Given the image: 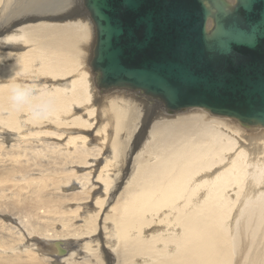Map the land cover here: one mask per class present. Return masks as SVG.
Instances as JSON below:
<instances>
[{
  "label": "bare ground",
  "instance_id": "bare-ground-1",
  "mask_svg": "<svg viewBox=\"0 0 264 264\" xmlns=\"http://www.w3.org/2000/svg\"><path fill=\"white\" fill-rule=\"evenodd\" d=\"M70 5L72 10L64 15ZM78 7L79 15L74 14ZM71 17L74 19L63 21ZM96 37L84 0H0V124L15 132L17 140L28 138L21 134L23 125L44 129L38 134L42 138L63 140L69 136L68 128L77 126L85 132L86 124L95 128L99 116L105 122L100 137L104 146L99 152L98 146L88 147L84 136L71 137L70 143L81 144L71 153L68 144L62 149L49 147L53 153L74 154V164L89 168L82 189L98 175L88 196L93 198L104 187L106 198H97L93 204L96 213L83 217L85 225L79 226L82 234H78L82 237L77 236V229L75 233L72 229L73 234L62 231L60 237L47 239L48 253L63 248L70 251L66 257L55 258L60 264H79L75 261L81 250L87 253L91 246L102 247L110 264L112 260L117 264H264V128L212 119L219 116L210 113L215 117L206 119L204 113H195L205 111L200 108L168 112L141 92L101 89L91 67ZM15 84L34 85L38 96L50 100L52 115L33 122L26 107L13 109L9 91ZM98 103L105 104L103 109ZM184 113L187 115H180ZM162 116L164 121H156ZM12 137L0 134L5 142H11ZM22 144L12 147H26ZM106 152L109 154L104 156ZM124 167L127 173H123ZM73 182L66 184L72 187ZM67 202H63L65 207ZM34 206L33 211L44 208ZM78 210H64L68 228L80 219ZM99 221L103 227L98 226ZM10 229L5 236L15 239L16 233ZM34 239L26 250L43 242ZM78 240H84V245ZM56 242L61 247L57 248Z\"/></svg>",
  "mask_w": 264,
  "mask_h": 264
},
{
  "label": "water",
  "instance_id": "water-1",
  "mask_svg": "<svg viewBox=\"0 0 264 264\" xmlns=\"http://www.w3.org/2000/svg\"><path fill=\"white\" fill-rule=\"evenodd\" d=\"M84 3L97 33L91 67L101 89L264 128V0Z\"/></svg>",
  "mask_w": 264,
  "mask_h": 264
},
{
  "label": "rangeland",
  "instance_id": "rangeland-1",
  "mask_svg": "<svg viewBox=\"0 0 264 264\" xmlns=\"http://www.w3.org/2000/svg\"><path fill=\"white\" fill-rule=\"evenodd\" d=\"M74 4L77 5V2L75 1ZM79 8L80 7H78V9L75 10L76 13H74V14L79 15L81 13ZM71 10L72 9H71V5H70V6H67L64 9V12H62V13H65L64 15H68L67 13ZM72 19H74V18H72V17L70 19L66 18L63 21L67 22V20L71 21ZM83 19L87 21V18L83 17ZM42 21H44V20H42ZM49 21L52 22V20H49ZM57 21L59 22V20H57ZM57 21H53V22H57ZM60 22H62V21H60ZM14 30H12V31H14ZM87 68L89 69L88 64H86V69ZM89 70H88V72H89ZM91 73H92V71H91ZM90 78H91V74H90ZM42 84H44V83H39V85H42ZM119 94L123 95V96L126 95L125 93H119ZM126 97L127 98L130 97V99L133 98V99L143 100L141 98L134 97L133 95L132 96L126 95ZM92 103H94V99H93ZM155 103H158V102H155ZM148 104H150V103H148ZM98 105H99V103H98ZM150 105H152V104H150ZM102 106L104 107L105 104L99 105V108L103 109ZM152 106H153V108H155L154 105H152ZM194 111L197 114L198 113H204L206 115V119L215 117L212 115H211L212 117H210L209 116L210 114L208 112H206V113H208V114H206L205 111L204 112L200 111V110H194ZM194 111H191V113ZM3 113L5 116L7 115V112H3ZM74 113H78V115H81V114H79V112H74ZM97 114H98V112H97ZM192 114H194V113H192ZM180 115L181 116L187 115V113L180 114ZM177 116H179V115L172 116V117H169L167 119H175ZM99 117H98V120L94 124L95 128L88 127L89 125L85 123L87 126H86V128L85 127L84 128L88 132H86V131L84 132L81 127H77V126L74 129L68 128L67 134H69V136L66 138L64 137L65 139L62 138L63 140H56V139L51 140L49 138H42L41 135H38V134H39V132L43 134L44 129H42L40 127L39 128L33 127V126L31 128H29V127H25L23 125L21 128V134L28 137V138H24L23 139L24 142H23V140H21V139L17 140L18 136L16 135L15 132H12V130H10L8 127L0 124V132H2L0 134H3L4 136H7V134L14 135V137H12L13 140H11V142L2 141L1 139H3V138H0V246H1L0 249H2V250L7 249L6 252L8 251L7 253H4L5 251H0V264H33V262H36L37 264H39L38 262H40V264H60L62 261H58L55 258L61 259L62 257H66L69 255L70 251L69 252L67 251V254L64 256H61L59 253L55 252V250H53V252H51L49 254L47 251L49 248L47 249V247L45 246V243H49V242H46L47 239H49L48 241H52L50 239H53L55 237H60L59 235L61 234L62 231H63V233H66V232L68 233V231H69V233H71V234L75 233L76 231H79V233L76 232V234L78 237H82V235H78L82 232V229L79 228V226L85 225V223L82 221V219L84 220L83 217H85V216L86 217L92 216L93 212L97 210V208H95V206L93 205V204H96L97 198H100V200H103L106 198L105 194H104V187H102V189L98 193H96L93 196V198H90V195L88 196V194H89V190L92 188L91 184L94 183L93 181L96 180L98 175H95V176L93 175L92 178L89 179L90 180V186L89 187L87 186L88 188H86V189H82L83 187H81V186H83V184H86L84 179H86L85 178L86 173L90 172L89 168H83L84 167L83 165L81 168L80 167L81 164H79V163L74 164V162H75L74 154L70 155L68 157L67 155L62 154L61 152L56 151V153H53V152H55V150H50L49 147H51V145H53L52 147H55V148L58 147L57 149H62L64 147V145L68 144L69 145L68 146V152H70V151L73 152L74 147L76 145L80 146L81 144L79 141H75L76 144H75V142L70 143L69 141H70L71 137L72 138H75V137L78 138L79 136H84L89 141L88 147L96 148L98 146L96 148V151L98 150V152H99V149L102 146H104V143L103 142L101 143V141H100V139L102 140V138H100V137L104 136V130L102 129V127L105 125V122L103 120L99 119ZM96 118H97V115H96ZM217 118H219V119H217ZM156 119H158V120H156ZM156 119H155L156 121H164L166 119V117L162 116V118H156ZM212 119L225 120V121H228L230 123H234L236 125L235 120L230 119V118L215 117ZM92 122L93 121H91V123ZM106 131L108 134L110 133V130H106ZM82 132H84V133H82ZM144 134L145 133H143V135ZM90 135L92 136V138L88 137ZM109 136H110V134H109ZM20 142H22L23 143L22 145H25L26 147H22V148L12 147V145L19 144ZM41 143H43V144H41ZM105 144L107 145L106 142H105ZM108 154H109V152L108 153L106 152V154L104 156H106ZM92 161H90V163H92ZM101 161H104V160L101 159ZM78 164H79V166H78ZM102 164L104 165V163L103 162L101 163V166H99L100 169L103 167ZM99 172H98V174H99ZM127 172H128L127 167L126 168L124 167L123 173H127ZM130 172H133V168L131 169ZM111 174H113V173H111ZM82 178H84V179H82ZM72 180L76 182L74 186L71 187V185L66 184L69 181L71 182V184L72 183L74 184V182ZM64 184L67 186L66 188L62 187V185H64ZM94 185H96V184H94ZM122 187L120 188L121 190L118 192V195H119V193H121V191L123 189ZM80 190H81V192H80ZM92 193H93V191H92ZM118 195H116V196H118ZM87 197H89L90 200ZM77 199L79 201L75 202V201H77ZM92 199H94L95 201ZM67 201H70L72 203H69ZM63 202H67L68 207H65ZM73 202H75L78 206ZM35 204L37 205V207H38V205H41V207H44L43 209H40L44 213L39 214L38 212L40 210H38V208H37V211L36 210L33 211V208L35 209V206H34ZM82 204H83V206L85 205L84 207L87 209H85L82 206ZM60 205H61V207H60ZM77 208L79 209L77 212L78 213L77 217L79 216L78 218H80V219H78L79 221L74 220L75 222L72 223L73 226L68 228L67 227L68 225L66 224L67 223L66 218H64L65 215L63 214V212L68 211V209L76 210ZM80 210H82L83 212ZM59 211L61 213H59ZM95 213L96 212H94V214ZM47 215H50V216L48 217ZM27 216L30 218H26ZM44 217H46V218H44ZM50 217H52V218H50ZM61 217H62V220L64 222L60 219ZM70 218H72V217H70ZM45 225H46V227H45ZM98 226L103 227L102 222L100 223V221H99ZM15 227H17V228H15ZM58 227H60V228H58ZM10 228H12V229H10ZM7 229H10L11 231L12 230L15 231V232L13 231L14 233H16L15 239L5 236ZM56 229L59 231L56 232L57 231ZM72 229L73 230L77 229V230L76 231L74 230V232H73ZM102 233H103V231H102ZM34 238H40L43 240V242L41 244H39L36 241L38 244L37 247L42 248V249L39 250L38 248H36L34 250L33 249L31 250L29 248V250H31V251L26 250V249H28L29 244H32L31 242L35 243V241H31V239H34ZM54 240H56V239H54ZM77 243H80V245H84L83 243H85V241L84 240H78ZM41 245H42V247H41ZM117 245L118 244L115 243V245H114L115 248L117 247ZM67 246H68L69 250L72 247L71 244L67 245ZM69 246H71V247L69 248ZM22 247H24V248L22 249ZM101 248L99 249L98 247H95V246L92 247L91 246L89 249L90 251L87 250V253H83V251L81 250L82 255H80L78 260H76L75 262H77L79 264H83L87 260V261H91L92 264H100L101 262H102V264H110V263H108L109 259L107 258L105 251ZM9 249H11V250H9ZM74 249H76L75 246L72 249V251ZM21 250H22V252H21ZM34 252H37V254L36 253L34 254ZM44 252L47 254V257L45 256ZM21 253H23V254H21ZM27 253L30 254L31 256L28 255ZM2 254H4V255H2ZM41 256L43 258H41ZM104 256H106V257H104ZM1 257H3V258H1ZM114 260H116V259H114ZM112 262L113 263H111V264H117L118 263L117 260L116 261L112 260Z\"/></svg>",
  "mask_w": 264,
  "mask_h": 264
},
{
  "label": "clouds",
  "instance_id": "clouds-1",
  "mask_svg": "<svg viewBox=\"0 0 264 264\" xmlns=\"http://www.w3.org/2000/svg\"><path fill=\"white\" fill-rule=\"evenodd\" d=\"M9 100L13 109L27 108L33 122L48 119L53 113L50 100L38 96L37 89L30 84H15L9 91Z\"/></svg>",
  "mask_w": 264,
  "mask_h": 264
}]
</instances>
